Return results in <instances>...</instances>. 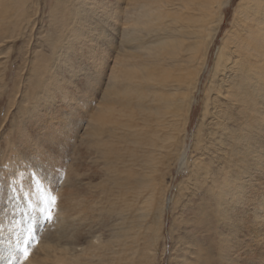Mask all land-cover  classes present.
<instances>
[{"label":"bare ground","instance_id":"1","mask_svg":"<svg viewBox=\"0 0 264 264\" xmlns=\"http://www.w3.org/2000/svg\"><path fill=\"white\" fill-rule=\"evenodd\" d=\"M31 2L0 0V50L8 40L22 36L31 42L33 17L40 11L39 1ZM53 2L49 29L40 34L45 44L39 45L41 53L30 64L26 94L37 106L48 104L47 111L56 116L46 115L28 133L21 124L23 141L20 138L12 151L22 168L5 175V169L0 170V264H93L106 251L121 262L123 241L131 240L132 230L122 223L109 239L101 232L93 237V197L84 201L81 196H94L91 189L103 195L110 186L119 193L132 188L143 196L150 215L158 186L164 188V178L156 174L172 150L177 118L183 119L185 134L205 73L208 80L193 141L200 157L191 162L190 155L185 165L184 139L176 150L175 164L183 159L189 172L185 190L198 186L205 200L194 210L192 223L204 243L200 238L197 245L195 238L187 243L196 247L195 259H183L182 264H264V0H239L221 38L228 0ZM218 38L211 65L210 51ZM83 89L91 97L82 99L98 104L87 123H82L87 112L81 115L68 104L70 95H85ZM127 157L134 158L133 166L141 171H122L118 164ZM90 160L107 172L102 183L93 184L87 176L92 172ZM165 196L158 209L162 214ZM121 205L111 202L105 209L119 224L124 209L131 207ZM42 208L55 213L53 231L46 228ZM155 227L147 228L146 250L158 236ZM35 230H44L36 246L43 254L31 247L27 258L20 257ZM128 251L138 256L137 248ZM97 264H106L105 258Z\"/></svg>","mask_w":264,"mask_h":264},{"label":"rangeland","instance_id":"2","mask_svg":"<svg viewBox=\"0 0 264 264\" xmlns=\"http://www.w3.org/2000/svg\"><path fill=\"white\" fill-rule=\"evenodd\" d=\"M38 1L40 3V6L38 7L40 11L37 12L36 17H33L34 19L32 23L35 22V30L33 31V37L31 42L28 44L27 41H25V36L24 37L22 36L18 39L15 38L12 40H8L7 41L8 43L6 42L5 46H2L0 50V67H1L0 69V170H2V168L5 169L3 175L8 174V170L12 172V169L18 171L20 168H22L23 164H20V161L17 159L18 157L15 154L16 152L12 151V150L15 151L16 146H19L23 141V137L21 138L22 135L20 133L22 131L21 124H23V128L25 126L27 127L25 131L26 133H28L32 129H33L32 131H34L36 129V123L38 122V120L45 119L46 115L49 114L50 116L53 117L56 116L52 111L50 112L47 111L49 109L48 104L40 102L41 105L38 104L37 106L35 105L32 98H30L31 96H28L26 94L27 91L26 79L29 76V72L32 66L30 64L34 60V58L37 55H39L38 52L40 51L41 53L40 48H38L39 45L45 44L44 34L48 31L51 23L50 10L52 9L54 3L53 2L54 0H38ZM228 1L230 3L226 8L227 18L224 20V23L221 26V31L219 35L220 38L223 35L222 33L229 27V23L233 18L234 10L236 9L239 2V0H228ZM33 2H35V0H33ZM34 11H35L34 8L33 9L29 8V13H32L33 16H35ZM41 33H44L42 35L43 37L40 35ZM219 42L220 39L218 38L215 41L214 46L211 48L210 51L211 65H213L215 49L216 46L219 44ZM9 46L12 47L9 48ZM8 48L9 51H7ZM83 60L85 61V59ZM7 64L9 65L7 66ZM5 73L7 74V76ZM207 78H208V74L206 73L201 76L200 82L197 87V90L198 89L199 90L198 92L196 91L195 94V98H194L195 100L192 107L193 109L186 127L185 134L182 132L183 126H181L183 125V119L177 118L178 122L175 127L176 129L175 135L177 136H175V140H173L171 147L172 150L169 149L167 151L166 159H164V165L159 167L160 172L156 174V176L164 178V188L166 189H164L163 187L159 188L160 186H158L159 189L157 188V191L155 193L156 196L155 208L149 213L150 215H147V211L145 209V204H144L145 199L143 200L142 198L143 196L136 193V191H134L132 188L121 189L122 192L119 193L120 189H115L114 187L110 186L109 189L105 190L107 191L106 193L108 194L105 193L101 195L102 191H99L97 189L96 192L94 191L95 189H91V192L94 194V196L93 195L90 196V194L81 196L82 198L81 200L84 201H86V196L88 198L93 197V201H94L93 210L91 211L92 213L90 214V217L92 218L91 219L92 223L94 224V227L92 229L94 232L93 237L94 235L95 236L99 235L98 232H101L103 233L104 239H109L114 234L113 233L114 230L117 229L116 225L117 224L122 225V223H123V227H126L127 229H131L132 231L130 233L134 234V236L136 237L134 240L133 239L134 236L132 237L131 235V240L128 239L127 241H123L125 247V249H123V252L125 250V253L123 254V256H121V260H122L121 262L114 261L113 259L115 256H112V254L108 255V252L106 251L102 256L98 255L97 257L98 260H95L93 264H97L99 259H103V258H105L106 264H113V262H116V264H182L183 259L191 262L195 259L194 253L196 251V247L187 245V243H190L195 238V243L197 245L198 238H200L199 236H201L197 234L199 231L197 232L195 225L192 223L195 217L194 210H198L200 206L203 205L204 203L202 202L204 200L203 198L204 193L201 192V188H199L198 186L195 187V185L194 186L191 185V190L186 191L183 183L187 181L184 180L188 178V174H189V172L185 168L186 163L189 162L188 157L190 155L191 156L193 155V158L191 160L192 162L193 160L199 158L201 153V151H198L194 148L193 141H195V132L197 131V128L199 126V119L202 112V110H200L201 102L204 97V90L207 82L206 80H208ZM73 88L74 86H72L71 90ZM83 91L84 89L81 92ZM83 93L85 94V91ZM12 97H15V102L12 100ZM82 97H85L87 99L91 97V94L81 95V98L79 99L76 98L75 95L74 96L70 95L68 104L72 106L73 109L81 115L87 112L88 118H85L84 121H82V123H87L89 121L90 115L94 111V108H96L98 104H94L93 101H91V103H88V101H84ZM99 98L100 97H98L97 100H99ZM97 100L95 99L94 102H96ZM12 102H14V104L11 106L10 104ZM87 104H89V106L87 110H85V106ZM92 105L94 107H92ZM77 112L75 113L77 114ZM22 115H27L29 116V118L23 117ZM76 137L77 139L73 138L72 142H75V139L79 141L78 136ZM20 138L22 139V141L20 140ZM182 140L184 141L182 152L185 153L186 155L185 156L186 158L184 157V160L186 161L185 165L181 163L183 159H181L177 164H175V161L177 160V157L179 155L178 148L180 147ZM12 145H15V147L11 148ZM129 146L132 149L135 147V145L133 144H130ZM8 153H10V156H8ZM127 154L130 156L131 154H133V152L129 150ZM66 162L70 163V160L64 161V163ZM133 162H134V158L131 159L130 157H127L126 159H124V161L122 160V162H119L118 166L120 169L123 168L122 171L128 169V173H130V170L133 172L141 171L140 167L133 166ZM94 164H96V166ZM126 165H130L133 168L129 169L126 167ZM88 166L90 167V171L92 170V172L91 174L90 172H88L89 175L87 173V176L89 177V179L92 180L93 184L97 182H98L97 184H99V182L102 180V177L107 172L103 168L98 167V164L96 162L94 163L93 160H90ZM211 169L214 173L218 171L214 164ZM27 175L30 176L32 174L29 172V174ZM1 176L2 175H0V177ZM62 176H64V174ZM22 177L23 175H20V179ZM40 179L41 180L43 179L42 182L45 181L43 177ZM46 186L47 188H50V190L53 189V186L50 187L49 184H46ZM2 190H3V184H0V194H2L1 193ZM182 191L185 193H183ZM165 192H166V196L164 197V205H163L164 213L162 214L161 211L158 209H160L159 208L160 202ZM49 201L52 204V201L51 200ZM176 201L178 203H176ZM111 202L113 203L121 202L122 207L124 202L128 203L131 206L128 209H124L125 210L123 214L124 222L121 221L119 224L117 222L119 218L116 219L117 218L116 216L113 215L111 217L106 216L105 209L110 206ZM175 203L176 206H174ZM52 213H53V218L51 220L45 218V223L46 225H48L46 228L50 227L51 231H53L54 228L56 227V221L54 217L55 213L53 211ZM140 214L144 215V217L139 219ZM133 222H135L136 226H134ZM140 222L142 225H140ZM24 225L27 226V224ZM151 225L156 226L155 233L157 232L158 236L148 246L149 250H146L147 239H148L147 228ZM2 231L4 230L2 229ZM17 234L20 236L23 235L22 231L17 232ZM42 234H44V230L39 233L37 230H35L34 235L33 236L31 235L32 237L30 236L29 238L26 239L24 248L20 249L21 251L20 257H22L23 255L25 256V251H27V253L28 252L30 253L31 247H33L34 250L36 249V252L40 251V249H37L36 246L40 241H42L41 238ZM21 241L22 239H20L19 243H21ZM200 241L204 243V238H200ZM209 243L210 242H208V244L206 245L208 248H209ZM212 243L213 241L210 244ZM131 247L138 249L139 251L138 256L133 257V254H131L128 251V248ZM189 252H192V254H190ZM40 253L42 252H39L38 254ZM31 255H33V253ZM145 255L147 256L146 259H145ZM215 261L218 264V261L217 260Z\"/></svg>","mask_w":264,"mask_h":264},{"label":"snow or ice","instance_id":"3","mask_svg":"<svg viewBox=\"0 0 264 264\" xmlns=\"http://www.w3.org/2000/svg\"><path fill=\"white\" fill-rule=\"evenodd\" d=\"M51 201H52V204L55 205L56 203V197L55 196H52L51 197ZM40 211H42L43 213H45V218L48 219V220H51L53 218V213H52V210L49 209V208H42L40 209ZM28 256V253L27 251H25V258H27Z\"/></svg>","mask_w":264,"mask_h":264}]
</instances>
